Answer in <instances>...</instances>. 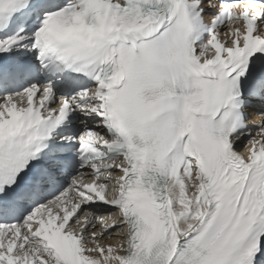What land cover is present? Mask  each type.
I'll return each instance as SVG.
<instances>
[{"label": "snow or ice", "instance_id": "1", "mask_svg": "<svg viewBox=\"0 0 264 264\" xmlns=\"http://www.w3.org/2000/svg\"><path fill=\"white\" fill-rule=\"evenodd\" d=\"M0 264H264V0H0Z\"/></svg>", "mask_w": 264, "mask_h": 264}]
</instances>
